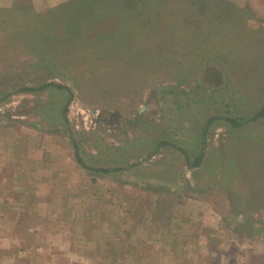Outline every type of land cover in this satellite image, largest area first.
Returning <instances> with one entry per match:
<instances>
[{
  "label": "rangeland",
  "instance_id": "obj_1",
  "mask_svg": "<svg viewBox=\"0 0 264 264\" xmlns=\"http://www.w3.org/2000/svg\"><path fill=\"white\" fill-rule=\"evenodd\" d=\"M0 264H264V0H0Z\"/></svg>",
  "mask_w": 264,
  "mask_h": 264
},
{
  "label": "trees",
  "instance_id": "obj_2",
  "mask_svg": "<svg viewBox=\"0 0 264 264\" xmlns=\"http://www.w3.org/2000/svg\"><path fill=\"white\" fill-rule=\"evenodd\" d=\"M43 85H41V86H39V87H42ZM24 89H26V90H33V89H35L34 87H24ZM262 112H263V110H262ZM261 114V112H259V113H257V115L256 116H258V115H260ZM214 118V117H213ZM226 119H228V120H231V119H229V118H226ZM212 120V118L211 119H209L208 120V122H207V124H205L204 125V127H203V132H206L207 131V128H208V123L210 122ZM165 143V141H161V143H159L160 145L161 144H164ZM158 144V145H159ZM203 155H204V153H203V151H201L197 156H196V158H195V162L196 163H200L201 161H202V159H203Z\"/></svg>",
  "mask_w": 264,
  "mask_h": 264
}]
</instances>
